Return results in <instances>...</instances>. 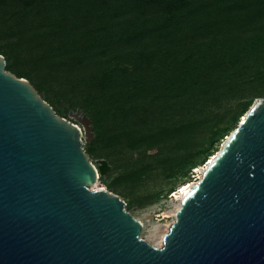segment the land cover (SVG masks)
<instances>
[{
	"label": "trees",
	"instance_id": "16d2710c",
	"mask_svg": "<svg viewBox=\"0 0 264 264\" xmlns=\"http://www.w3.org/2000/svg\"><path fill=\"white\" fill-rule=\"evenodd\" d=\"M0 54L59 116L91 119L86 152L123 196L189 179L264 98V0H0Z\"/></svg>",
	"mask_w": 264,
	"mask_h": 264
},
{
	"label": "water",
	"instance_id": "95a60500",
	"mask_svg": "<svg viewBox=\"0 0 264 264\" xmlns=\"http://www.w3.org/2000/svg\"><path fill=\"white\" fill-rule=\"evenodd\" d=\"M6 67L0 54V264H264V98L205 165L159 248L119 195L93 190L111 167L84 149L91 119L59 116Z\"/></svg>",
	"mask_w": 264,
	"mask_h": 264
},
{
	"label": "rangeland",
	"instance_id": "374dc122",
	"mask_svg": "<svg viewBox=\"0 0 264 264\" xmlns=\"http://www.w3.org/2000/svg\"><path fill=\"white\" fill-rule=\"evenodd\" d=\"M75 113V111H70L67 115H64V118L75 124L79 123L78 119L74 116ZM227 137H224V141ZM224 141L218 146L217 150H220ZM88 144V142H85V151ZM90 160L94 165L98 166L101 160L106 159L90 157ZM205 165L197 168L196 173L193 170L189 179L184 177L165 179L161 174H154L144 179L142 183L125 189V195L120 196V198L126 202V210L142 222L144 226L142 239L152 246L159 248L163 246L164 236L170 232L172 225L176 221V212L181 207L182 201L178 198V192L186 184L197 183L202 178ZM115 176L116 174L108 179V181L111 182ZM95 186L96 188H94ZM95 186L92 187L93 190L105 189L110 191L107 184L101 179L98 180ZM171 188H174L175 191L170 192Z\"/></svg>",
	"mask_w": 264,
	"mask_h": 264
},
{
	"label": "bare ground",
	"instance_id": "6f19581e",
	"mask_svg": "<svg viewBox=\"0 0 264 264\" xmlns=\"http://www.w3.org/2000/svg\"><path fill=\"white\" fill-rule=\"evenodd\" d=\"M244 118V117H243ZM212 160V159H211ZM210 160V161H211ZM209 161V162H210ZM204 170H205V168L203 169V173H204ZM196 183H189V184H187V185H185L182 189H181V191L180 192H178L179 194V196H178V198L182 201L183 200V198H184V196L186 195V194H188V192H189V190L192 188V186H194ZM94 188H96V186L94 187ZM182 204V203H181ZM180 209V208H179Z\"/></svg>",
	"mask_w": 264,
	"mask_h": 264
},
{
	"label": "built area",
	"instance_id": "2783aa9c",
	"mask_svg": "<svg viewBox=\"0 0 264 264\" xmlns=\"http://www.w3.org/2000/svg\"><path fill=\"white\" fill-rule=\"evenodd\" d=\"M208 163V162H207ZM198 169H194V172L196 173V171H197Z\"/></svg>",
	"mask_w": 264,
	"mask_h": 264
}]
</instances>
